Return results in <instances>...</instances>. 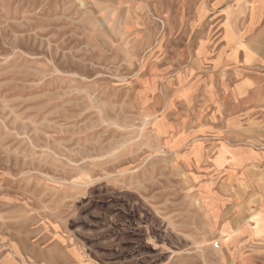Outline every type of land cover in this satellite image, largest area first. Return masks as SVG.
<instances>
[{"label": "rangeland", "instance_id": "obj_1", "mask_svg": "<svg viewBox=\"0 0 264 264\" xmlns=\"http://www.w3.org/2000/svg\"><path fill=\"white\" fill-rule=\"evenodd\" d=\"M0 264H264V0H0Z\"/></svg>", "mask_w": 264, "mask_h": 264}, {"label": "crops", "instance_id": "obj_2", "mask_svg": "<svg viewBox=\"0 0 264 264\" xmlns=\"http://www.w3.org/2000/svg\"><path fill=\"white\" fill-rule=\"evenodd\" d=\"M195 145V144H194ZM261 158V153L259 152V159ZM189 161H195L194 157L192 155L189 154Z\"/></svg>", "mask_w": 264, "mask_h": 264}]
</instances>
